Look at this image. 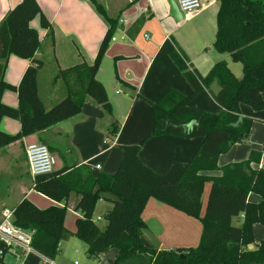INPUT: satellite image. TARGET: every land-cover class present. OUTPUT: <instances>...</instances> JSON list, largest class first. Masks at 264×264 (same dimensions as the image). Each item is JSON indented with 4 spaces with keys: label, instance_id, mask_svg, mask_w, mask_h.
<instances>
[{
    "label": "trees",
    "instance_id": "1",
    "mask_svg": "<svg viewBox=\"0 0 264 264\" xmlns=\"http://www.w3.org/2000/svg\"><path fill=\"white\" fill-rule=\"evenodd\" d=\"M88 1L106 21L108 29L92 64L84 61L58 70L56 78L62 79L67 92L51 108L45 107L39 95L38 76L44 61L36 57L41 39L31 21L39 17L41 27L48 29L53 43L55 35L40 4L37 0H21L0 22V122L3 117H10L21 124L16 134L0 129V149L78 115L87 100L112 115L106 88L96 75L118 28L120 15L110 16L99 0ZM218 1L213 46L242 64V77L237 78L226 61L217 62L203 76L189 66L176 46L170 57L192 91L184 94L171 88L151 102L155 127L147 138L200 137L201 144L193 156L186 162H174L165 173H157L140 158L141 144H123L122 160L114 173L94 175L88 166L75 164L35 176L33 189L55 203L39 208L26 197L13 209L14 223L33 233V247L38 252L55 259L60 243L75 236L86 244L90 258L98 259L111 249L117 250L110 264H264V239L256 242L253 231L254 224H264V169L252 167L253 162H259L261 153L252 151L245 161L218 166L222 153L250 136L253 118L242 116L241 106L264 110V0ZM143 20L144 16L140 17L137 25ZM11 55L30 61L17 86L4 81L6 62ZM214 82L219 85L217 93L210 90ZM7 89L17 92L18 107L2 101ZM204 89L211 91L218 112L191 105L192 99ZM119 130L120 124L115 120L109 135L116 136ZM218 171L220 174H215ZM206 182L211 183V188L201 215ZM72 193L78 196L74 210L80 213L75 232L65 225ZM250 193L260 195L261 200L250 201ZM150 198L199 218L203 226L199 244L187 249H160L147 239L142 213ZM102 199L112 203L104 215L103 229L93 219L96 205ZM235 218L238 224L234 223ZM0 248L5 246L0 243ZM0 264H5L3 258Z\"/></svg>",
    "mask_w": 264,
    "mask_h": 264
},
{
    "label": "crops",
    "instance_id": "2",
    "mask_svg": "<svg viewBox=\"0 0 264 264\" xmlns=\"http://www.w3.org/2000/svg\"><path fill=\"white\" fill-rule=\"evenodd\" d=\"M21 0H0V22L8 11ZM44 15L54 28L55 42L48 35V29L40 25V18L31 21L40 36L41 46L36 57L44 61L39 72V95L46 108H51L66 96L67 88L60 78H56L59 69H67L86 62L92 64L100 44L108 29L106 21L88 0H37ZM110 16L120 15L118 28L109 43L97 72L111 95L112 115L92 100H87L82 111L71 118L52 125L48 129L28 135L0 149V177L12 175L13 162L23 163L22 180L12 203L10 199L0 200V218L4 207H14L24 198H28L39 208H46L55 203L33 189V177L25 153L28 144L45 142L58 157L56 170L70 165H86L94 175L100 172L114 173L122 160L123 144H141L140 158L145 165L157 173L167 172L174 162L188 161L201 144L200 137H180L160 135L147 138L155 127L151 102L158 100L167 90L173 88L184 94L192 91L188 80L170 57V51L176 46L183 53L192 69L205 76L220 61H226L237 78L238 71L233 70L229 53L216 51L213 44L217 30L218 0H201V8L176 21L169 13L167 0H99ZM144 16L142 24L137 25ZM73 51L64 55L63 48ZM84 54V56H83ZM105 59L112 63L103 65ZM30 61L11 55L6 62L4 81L17 86L29 66ZM49 68L50 76L43 81L42 74ZM101 75V76H100ZM210 90L219 91L214 82ZM211 91L204 89L195 96L191 105L209 112H218L219 107ZM113 96V97H112ZM2 101L9 106L18 107L17 92L5 90ZM121 116H120V115ZM116 115L122 119L120 122ZM241 115L253 118L248 139L233 144L228 151L218 157V166L237 163L249 159L252 151L261 153L259 162H253L254 169H264V110L255 111L250 106H241ZM117 120L120 130L116 136H110L112 122ZM193 123V122H192ZM191 123V124H192ZM0 129L8 134H16L21 129L18 120L3 117ZM147 138V139H146ZM100 165L98 169L96 166ZM21 168V167H20ZM55 170V171H56ZM30 181H25L24 173ZM21 173V172H20ZM220 174L218 171L215 173ZM211 183L206 182L202 194L201 215L204 214ZM77 195L72 193L68 200V214L65 225L72 232L76 231V219L80 213L74 210ZM252 202H259L261 196L250 193ZM104 200V199H102ZM106 210L111 209L108 200ZM98 204V203H97ZM11 208V207H9ZM142 218L146 223L144 235L160 249H187L196 247L202 234V222L199 218L187 215L155 198H150L143 210ZM101 217L97 216V220ZM234 223L238 224L237 219ZM256 242L264 239V224L253 226ZM75 236L60 243L55 257L56 264H75V255L84 253L87 257L77 264H110L117 250L111 249L98 259L90 258L86 244ZM81 241L82 243H80ZM253 247V246H251ZM8 264H43L38 253L23 257L16 249L5 257Z\"/></svg>",
    "mask_w": 264,
    "mask_h": 264
},
{
    "label": "built area",
    "instance_id": "3",
    "mask_svg": "<svg viewBox=\"0 0 264 264\" xmlns=\"http://www.w3.org/2000/svg\"><path fill=\"white\" fill-rule=\"evenodd\" d=\"M177 4L183 18L201 8V0H177ZM25 153L29 171L33 178L38 175L53 173L56 170L57 157L46 144L42 142L30 143L26 146ZM96 167L101 168L100 165ZM0 243L5 246V249L0 248V258H3L5 264H8L5 260L6 255L16 249L21 250L23 257L31 253H38L43 264H56L55 259L41 254L33 247V233L31 231H27L14 223L13 208L4 207L1 211Z\"/></svg>",
    "mask_w": 264,
    "mask_h": 264
},
{
    "label": "rangeland",
    "instance_id": "4",
    "mask_svg": "<svg viewBox=\"0 0 264 264\" xmlns=\"http://www.w3.org/2000/svg\"><path fill=\"white\" fill-rule=\"evenodd\" d=\"M110 42H112V41H110ZM68 52H69V55L72 56L73 51H71V50L69 51L68 48L64 47L63 48L64 55H66V53H68ZM83 56H84V54H83ZM104 57H103V59H104ZM84 58H85L86 62L89 63L88 56H87L86 53H85V57ZM106 63L108 65V64L112 63V60L105 59L104 62H103V65L105 66ZM232 68L235 71V73H236V71H238V75L241 77V75H242V64L241 63H238V62L232 63ZM49 76H50V72H49V68H48L42 74L41 81H42L43 85L46 86V83H44L43 81H45L46 78L48 79ZM107 95H109V96L111 95L110 90L108 91V94ZM119 115H116V117L121 122L122 119L119 117ZM42 143L46 144L45 142H42ZM58 161L59 160L57 159V162ZM22 164L23 163H19V162L14 163L13 162L12 166H13V168L16 169V171H13L12 175L11 174L10 175L7 174L6 176H1L0 177V200L3 199V198H8V199H10L9 200L10 201L9 203H12L11 201H13V198L15 197V194H17L16 193V190H17V187L16 186H17L18 182L20 180H22L21 175H20V174H23V170H24V168L22 167ZM24 177H26V179H25L26 182L27 181H30L29 176H28V174L26 172L24 173ZM106 203H107V201L100 200L98 202V204L96 205V209H95V212H94V215H93V219L96 221V223L98 224V226L100 228H102V229L106 225V219H105V216H104L105 213H106V211H107L106 208H105L106 207ZM0 204H1V202H0ZM8 207L13 208L14 205L12 204V205H9ZM97 216H100L101 219L100 220H97ZM79 242L82 243L81 241H79ZM82 244H84V243H82ZM85 258L87 259L85 253H84V256L79 253V254L75 255V257H74V259L77 260V263L78 262H81L82 263L85 260Z\"/></svg>",
    "mask_w": 264,
    "mask_h": 264
},
{
    "label": "water",
    "instance_id": "5",
    "mask_svg": "<svg viewBox=\"0 0 264 264\" xmlns=\"http://www.w3.org/2000/svg\"><path fill=\"white\" fill-rule=\"evenodd\" d=\"M169 6H170V10L169 13L170 15L176 20V21H180L183 19L182 13L180 11V8L177 4V0H167ZM183 256V255H182Z\"/></svg>",
    "mask_w": 264,
    "mask_h": 264
}]
</instances>
